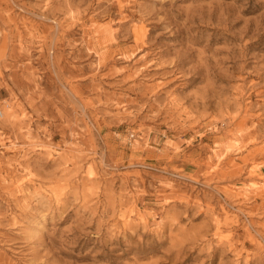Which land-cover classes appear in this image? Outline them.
Returning a JSON list of instances; mask_svg holds the SVG:
<instances>
[{
  "label": "rangeland",
  "instance_id": "374dc122",
  "mask_svg": "<svg viewBox=\"0 0 264 264\" xmlns=\"http://www.w3.org/2000/svg\"><path fill=\"white\" fill-rule=\"evenodd\" d=\"M0 112V264H264V0H0Z\"/></svg>",
  "mask_w": 264,
  "mask_h": 264
},
{
  "label": "bare ground",
  "instance_id": "6f19581e",
  "mask_svg": "<svg viewBox=\"0 0 264 264\" xmlns=\"http://www.w3.org/2000/svg\"><path fill=\"white\" fill-rule=\"evenodd\" d=\"M6 36H7V35H6ZM4 37H5V36H4ZM100 55H101V54H99V56H100ZM99 56H98V57H99ZM101 56H103V55H101ZM103 57H104V56H103ZM100 59H101V58H100ZM102 59H103V58H102ZM104 59H105V58H104ZM143 61H144V60H143ZM143 61H142V62H143ZM141 70H142V69H141ZM136 73H137V72H136ZM0 113H1V112H0ZM3 113H4V112H3ZM7 117H8V115H7ZM5 120H6V119H5ZM5 120H4V121H5ZM9 120H10V119H9ZM4 121H3L2 123H4ZM5 122H6V121H5ZM8 122H9V121H8ZM2 123H1V124H2ZM10 123H11V122H10ZM3 126H4V125H3ZM5 126H6V125H5ZM145 139H146V138H145ZM234 141H235V140H234ZM235 142H236V141H235ZM235 144H237V142H236ZM230 145H231V144H230ZM16 150H17V149H16ZM225 151H226V150H225ZM35 220H36V219H35ZM35 220H34V221H35ZM31 221H32V220H31ZM34 221H32V222H34ZM29 223H30V221H29ZM37 224H38V223H37ZM33 226H34V225H33ZM33 226H32V227H33ZM30 227H31V226H30ZM37 228H38V227H36V229H37ZM31 229H33V228H31ZM35 231H37V230H35ZM259 251H260V250H259Z\"/></svg>",
  "mask_w": 264,
  "mask_h": 264
},
{
  "label": "built area",
  "instance_id": "2783aa9c",
  "mask_svg": "<svg viewBox=\"0 0 264 264\" xmlns=\"http://www.w3.org/2000/svg\"><path fill=\"white\" fill-rule=\"evenodd\" d=\"M0 116H1V113H0Z\"/></svg>",
  "mask_w": 264,
  "mask_h": 264
}]
</instances>
